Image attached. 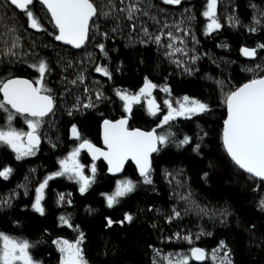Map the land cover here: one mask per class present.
I'll return each mask as SVG.
<instances>
[{
    "label": "trees",
    "instance_id": "16d2710c",
    "mask_svg": "<svg viewBox=\"0 0 264 264\" xmlns=\"http://www.w3.org/2000/svg\"><path fill=\"white\" fill-rule=\"evenodd\" d=\"M93 2L98 14L90 22L89 39L82 50L74 51L57 43L55 28L36 0L30 7L46 31L30 28L24 12L0 0V80L35 81L39 73L30 65L43 60L50 68L45 85L55 98L54 112L39 129L41 141L35 155L17 160L9 146L0 145V170L12 169L7 180L0 177V199L11 201L10 206L0 207V233L30 241V253L40 264H59L54 241L75 242L79 233L84 236L81 247L88 264H153L154 258L159 264L155 250L162 255L189 256L192 247L205 250L202 264H220L225 251L232 264H264V208L260 207L264 181L250 178L231 163L221 141L227 93L264 76L259 69L247 70L264 66V48L260 47L264 45V0H218L221 28L211 34H206L209 21L203 16L207 0H181L179 5L163 0ZM129 6L138 9L132 20L127 16ZM169 32L177 38L173 48L167 46L173 43ZM156 36H161L159 44ZM15 38L18 41L12 47ZM101 43L107 58L100 52ZM245 47L257 50L253 60L242 57L240 51ZM9 51L14 54H6ZM97 64L106 66L112 78L96 73ZM81 75L82 83L77 80ZM146 79L157 85L151 98L159 111L152 115L142 97L126 112L117 90L136 95ZM165 87L168 92L161 91ZM185 96L207 104L209 111L191 119L177 116L164 124L169 112L164 101L175 107ZM90 101L94 107H83ZM6 115L0 111V130H7ZM120 117L127 119L130 129L168 137L150 158L152 183H143L130 165L119 177H109L100 161L92 162L81 150L79 161L85 175L91 177V166L96 167L88 191L81 194L80 185L66 176L54 177L44 189V215L34 211L36 188L59 170V161L80 143L69 136L72 126L100 148V124ZM26 124L20 115L11 122L24 132ZM186 136L191 142L182 145ZM123 180L133 181L135 190L109 208L105 195L112 194ZM189 194L190 201L183 199ZM60 195L65 197L63 202ZM126 214L133 217L130 223L124 220ZM61 216L69 218L73 227L63 225ZM108 219L113 221L111 226ZM176 233L191 235L193 244L177 240ZM221 241L227 247L214 259L211 253ZM189 264H194L190 256Z\"/></svg>",
    "mask_w": 264,
    "mask_h": 264
},
{
    "label": "snow or ice",
    "instance_id": "6c2138e0",
    "mask_svg": "<svg viewBox=\"0 0 264 264\" xmlns=\"http://www.w3.org/2000/svg\"><path fill=\"white\" fill-rule=\"evenodd\" d=\"M123 2L124 0H121V3ZM163 2L165 4L179 5L181 0H163ZM10 3L24 12L30 28L36 31H46L39 17L30 7L34 4V0H10ZM39 3L50 14L54 26L58 30V35H55L57 41L71 45L76 49L85 46L89 39L90 22H93V18L98 14L93 0H39ZM217 4L218 0H207L206 10L203 12V16L209 21L206 25V34H211L221 28V23L217 17ZM121 11H125V9H121ZM126 11L128 19L132 20L138 9L135 6H129ZM230 20L234 22V18H230ZM256 23L258 24L260 21L257 20ZM250 30L256 31L255 28ZM144 31L145 35H147V30L145 29ZM185 34L187 35L188 33ZM167 36L170 41H173L167 46L173 48L177 38L173 37L170 32ZM160 40L161 36L155 37L156 43L159 44ZM17 41L18 38H15L12 47H16ZM180 43L183 44L184 41L180 40ZM98 47L104 57L107 58L108 53L105 45L101 43ZM260 47L264 48V45ZM175 51L183 52V49L176 48ZM241 53L248 58H254L257 55V50L245 47L241 49ZM6 54L11 55L14 53L9 51ZM184 54L187 55L186 52ZM169 55H174V53H169ZM176 63H179V61H176ZM30 67H33L39 73V77L35 81L26 79L0 80V93L3 94V100L0 101V111L7 114L6 119L8 121L7 130H0V145L9 146L16 153L17 160L25 156L35 155L41 140L39 129L44 122V118L53 113L55 107V98L50 94L51 89L45 85L46 73L50 72L48 64L41 60L35 65H30ZM257 69L264 71V66L257 65L255 69L247 70L256 71ZM94 71L108 79L112 78V73L106 66L97 64ZM185 71L190 72V69L186 68ZM77 80L82 83L84 77L82 75L78 76ZM76 82L75 80L72 81L73 84H76ZM156 87L157 85L146 79L138 94L132 95L117 90L116 95L124 101V109L129 113L133 104L140 103L142 97L146 98L149 112L155 115L159 111V106L154 99L148 98L152 96V90ZM161 91L168 92L169 89L165 87ZM101 97L102 93L98 92L96 98L100 99ZM164 103L169 109L168 115L163 119L164 124H167L177 116L191 119L194 115L209 111L207 104L187 96L183 97L182 102L177 101L178 107H173L168 100H165ZM224 103L227 106V119L224 121L222 134L225 151L240 169L251 177L264 181V77L253 78L243 86L227 93ZM83 107L91 108L94 105L90 101L84 104ZM71 114V111H69V115ZM15 115L25 118L29 131H18L11 126ZM127 124V119L115 122L104 121V143L107 146V151H101L88 140L83 139L77 127L73 125L71 128L72 138L80 141V143L78 147H75L64 159L59 161V170L47 176L36 188L35 201L32 205L34 211L44 215L45 209L41 203L44 199V189L48 181L54 177L66 176L67 179L73 180L80 185L79 191L81 194L88 191L94 182L96 167L95 164L91 166V177L85 175L84 165L79 161L80 152L83 149H87L93 160L100 156L107 160L109 171L112 173L121 171L125 161L131 159L136 163L140 176L143 178V183L151 184V154L159 151L157 145L166 144L168 137L156 135L154 132L146 133L139 130H129ZM190 142V138L186 136L180 143L186 145ZM196 148L198 149L199 145ZM11 173V168H4L0 170V177L7 180ZM135 187V183L131 180L118 181L115 191L110 195H105L107 206L112 208L118 204L119 199L132 193ZM183 199L190 201V194L187 197H183ZM59 200L63 202L65 197L60 195ZM10 203V199H0V207L10 206ZM192 204L201 213H205V209L195 205L194 202ZM260 207L264 208V200L260 201ZM173 212L175 217L180 216V213L175 209H173ZM124 220L130 223L133 217L126 214ZM60 221L63 225L73 227L69 218L65 216H61ZM112 224L113 221L108 219V225L111 226ZM199 235H203V233L198 234L196 239L199 238ZM176 239H182L190 245L193 244L191 235L181 236L180 233H176ZM83 240V233H79L75 242H69L68 240L54 241L61 253V264H88L81 247ZM32 247V243L28 240L17 239L5 233H0V264H40V262L34 260L30 253ZM226 247L225 243L221 241L219 248L215 249L211 256L214 259L217 258L219 251L226 249ZM155 252L156 257L159 258V264H165V262L166 264H189L188 255L171 253L162 255L160 250H155ZM190 257L198 262H203L207 254L204 249L192 247ZM153 264H158L157 259L154 258ZM220 264H232L227 251L224 252L223 258H220Z\"/></svg>",
    "mask_w": 264,
    "mask_h": 264
},
{
    "label": "water",
    "instance_id": "95a60500",
    "mask_svg": "<svg viewBox=\"0 0 264 264\" xmlns=\"http://www.w3.org/2000/svg\"><path fill=\"white\" fill-rule=\"evenodd\" d=\"M7 3H8V5L11 7V8H13V9H17L14 5H12L11 3H10V0H5ZM37 1V3L41 6V7H43L40 3H39V0H36ZM43 9H44V11H45V13L47 14V16L49 17V19H50V22H51V25H52V27L53 28H55V26H54V22L52 21V19H51V16H50V14L47 12V10L43 7ZM19 10V9H18ZM95 18V17H94ZM93 18V19H94ZM55 31H56V35H58V30L55 28ZM57 43L59 44V45H61V46H63V47H65V48H67V49H72V50H74V51H80V50H82V48H80V49H76V48H73L71 45H67V44H64L63 42H61V41H57ZM240 53H241V51H240ZM242 54V53H241ZM242 57L247 61V60H249V61H251V60H253L254 58H248V57H246V56H244L243 54H242ZM264 77V76H263ZM9 79H24V78H21V77H14V78H9ZM27 80V79H26ZM250 81V80H249ZM248 81V82H249ZM248 82H246V83H248ZM245 83H243L242 85H240L239 87H241V86H243ZM144 86V84H142V86L140 87V89L142 88ZM238 87V88H239ZM139 89V90H140ZM154 90V89H153ZM153 90H152V92H153ZM0 97H1V99L3 100V94L2 93H0ZM225 120L227 119V106H226V104H225ZM13 112H14V110H13ZM29 119H31L30 117H29ZM121 119H126L125 117H120V118H118L117 120H109V121H112V122H115V121H118V120H121ZM224 120V121H225ZM127 127H128V124H127ZM223 128H224V122H223V125H222V128H221V130H222V132H221V141H222V147H223V140H222V134H223ZM129 130H137V129H130L129 128ZM139 131H141V132H148V131H143V130H139ZM151 132H153V131H151ZM69 136L72 138V134H71V130L69 131ZM99 136H100V150L101 151H107V146L105 145V143H104V122H102L101 124H100V127H99ZM73 139V138H72ZM40 145V144H39ZM83 150H85V152L88 154V157L91 159V160H93V157H92V155L87 151V149H83ZM223 151L225 152V154H226V156H227V158H228V160H230L231 161V163H233L234 165H235V163L231 160V158L228 156V154H227V152L225 151V149H224V147H223ZM153 154V153H152ZM151 154V157L153 156ZM150 157V158H151ZM93 161H101L102 162V164H103V166H104V168H106V172H107V175L110 177H119L120 175H121V173L123 172V170L125 169V166L126 165H130V166H132V167H135L136 168V170L139 172V169H138V167H137V165H136V163L134 162V161H132L131 159H129V160H127V161H125V163H124V166H123V169L121 170V171H119V172H116V173H112V172H110L109 171V165H108V162H107V160H105L102 156H100L99 158H97V159H95V160H93ZM240 171H242L243 173H245L246 175H248L250 178H253V177H251L248 173H246V172H244L242 169H240L237 165H235ZM253 179H255V180H257V181H260V182H263V181H261V180H259L258 178H253ZM190 251H191V249H189V256H190ZM190 259H191V257H190ZM191 261H192V263H194V264H202L203 262H198V261H196V260H193V259H191ZM59 264H61V263H59Z\"/></svg>",
    "mask_w": 264,
    "mask_h": 264
},
{
    "label": "rangeland",
    "instance_id": "374dc122",
    "mask_svg": "<svg viewBox=\"0 0 264 264\" xmlns=\"http://www.w3.org/2000/svg\"><path fill=\"white\" fill-rule=\"evenodd\" d=\"M148 99H152V98L149 97ZM144 101L146 102V105L148 106L147 99H145ZM174 102H175V101H174ZM181 102H182V101H181ZM169 103H170V102H169ZM166 106H167V105H166ZM172 106H174V105H172ZM175 107H178L177 102H175ZM167 110L169 111L168 107H167ZM26 126H27V124H26ZM26 128H27V129H26V132L29 131L28 126H27ZM40 141H41V140H40ZM76 147H77V145H76ZM68 154H69V153H68ZM68 154H67V155H68ZM67 155H66V156H67ZM56 247H57V244H56ZM57 249H58V247H57ZM58 251H59V250H58ZM59 258H60V259H59V263H61V253H60V252H59Z\"/></svg>",
    "mask_w": 264,
    "mask_h": 264
},
{
    "label": "flooded vegetation",
    "instance_id": "af4514ba",
    "mask_svg": "<svg viewBox=\"0 0 264 264\" xmlns=\"http://www.w3.org/2000/svg\"><path fill=\"white\" fill-rule=\"evenodd\" d=\"M218 5V4H217ZM0 101H2V99H1V97H0ZM17 116H19V115H17ZM79 145V144H78ZM78 145H77V147H78ZM10 148V147H9ZM84 152H85V150H83ZM89 158V157H88ZM91 160V159H90ZM92 162H98V161H93V160H91ZM101 162V161H100ZM102 163V162H101ZM103 165V164H102ZM106 174H107V172H106ZM40 185V184H39ZM39 187V186H38ZM36 196V195H35Z\"/></svg>",
    "mask_w": 264,
    "mask_h": 264
}]
</instances>
